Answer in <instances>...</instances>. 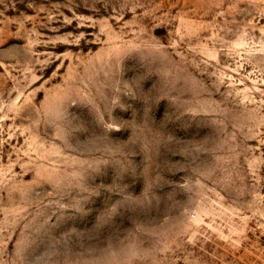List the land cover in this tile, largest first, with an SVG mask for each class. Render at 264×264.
Listing matches in <instances>:
<instances>
[{"label":"rangeland","instance_id":"obj_1","mask_svg":"<svg viewBox=\"0 0 264 264\" xmlns=\"http://www.w3.org/2000/svg\"><path fill=\"white\" fill-rule=\"evenodd\" d=\"M0 264H264V0H0Z\"/></svg>","mask_w":264,"mask_h":264}]
</instances>
